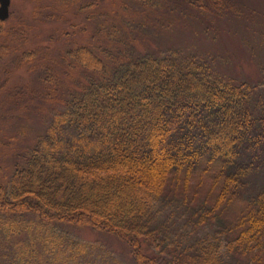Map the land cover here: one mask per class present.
Segmentation results:
<instances>
[{
  "label": "trees",
  "instance_id": "trees-1",
  "mask_svg": "<svg viewBox=\"0 0 264 264\" xmlns=\"http://www.w3.org/2000/svg\"><path fill=\"white\" fill-rule=\"evenodd\" d=\"M164 1L210 12L227 5ZM102 32L106 45L60 55L56 65L81 75L18 155L9 182L0 180V235L10 250L2 256L9 264H97L95 245L66 229L90 227L126 244L135 264H220L211 243H174L172 206L188 211L194 230L224 237L236 260L264 264V83L225 78L211 60L180 49L133 50ZM56 65L46 62L42 78L55 102Z\"/></svg>",
  "mask_w": 264,
  "mask_h": 264
},
{
  "label": "rangeland",
  "instance_id": "rangeland-1",
  "mask_svg": "<svg viewBox=\"0 0 264 264\" xmlns=\"http://www.w3.org/2000/svg\"><path fill=\"white\" fill-rule=\"evenodd\" d=\"M90 2L95 5L89 8ZM157 2L146 8L137 0L11 1L10 18L0 24V180L9 182L18 155L35 144L52 110L63 107L60 98L67 96L74 76L81 75L67 71L65 64L56 65L60 55L75 45H106L102 30L113 32L110 40L132 45L133 50L180 49L211 60L225 78L264 83V0H227L217 12ZM26 50L36 51L34 59H22ZM46 62L54 63L61 76L57 102L45 95L52 93L42 79ZM168 211L174 218L168 222L174 243H211L220 264H249L236 260L226 239H217L214 229L194 230L187 210L170 206ZM66 229L70 238L95 245L96 253L103 255L91 257L97 264H135L130 249L118 238L90 227ZM8 246L0 235V264L10 263L9 256H2Z\"/></svg>",
  "mask_w": 264,
  "mask_h": 264
},
{
  "label": "water",
  "instance_id": "water-1",
  "mask_svg": "<svg viewBox=\"0 0 264 264\" xmlns=\"http://www.w3.org/2000/svg\"><path fill=\"white\" fill-rule=\"evenodd\" d=\"M11 1L0 0V21H6L10 18Z\"/></svg>",
  "mask_w": 264,
  "mask_h": 264
}]
</instances>
